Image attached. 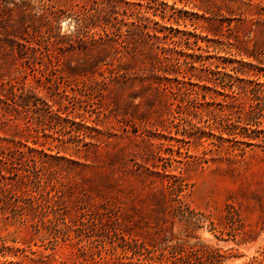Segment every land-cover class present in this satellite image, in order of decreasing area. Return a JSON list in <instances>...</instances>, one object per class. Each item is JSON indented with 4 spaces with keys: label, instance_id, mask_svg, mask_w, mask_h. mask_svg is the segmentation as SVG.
Listing matches in <instances>:
<instances>
[{
    "label": "rangeland",
    "instance_id": "374dc122",
    "mask_svg": "<svg viewBox=\"0 0 264 264\" xmlns=\"http://www.w3.org/2000/svg\"><path fill=\"white\" fill-rule=\"evenodd\" d=\"M208 247L264 264V0H0V264Z\"/></svg>",
    "mask_w": 264,
    "mask_h": 264
},
{
    "label": "trees",
    "instance_id": "16d2710c",
    "mask_svg": "<svg viewBox=\"0 0 264 264\" xmlns=\"http://www.w3.org/2000/svg\"><path fill=\"white\" fill-rule=\"evenodd\" d=\"M236 138V137H235ZM237 141V140H236ZM247 144H251V142H248ZM169 194L172 197V201L174 202V210L176 214L181 215V217L185 218L187 221L194 220L192 217L199 214H193V211L189 209V206L185 204L178 196L179 192L182 191V185L178 182V179H174V182L169 185ZM188 213V214H187ZM193 214V215H192ZM202 216L194 217L196 221H204V213H200ZM213 223V222H212ZM208 257L210 260V264H222L224 255L221 253L219 249H212L211 247H208Z\"/></svg>",
    "mask_w": 264,
    "mask_h": 264
}]
</instances>
